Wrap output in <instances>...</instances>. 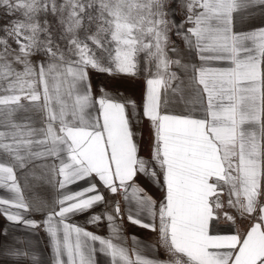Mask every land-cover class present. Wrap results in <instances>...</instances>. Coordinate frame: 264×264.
I'll return each instance as SVG.
<instances>
[{
  "label": "snow or ice",
  "instance_id": "snow-or-ice-1",
  "mask_svg": "<svg viewBox=\"0 0 264 264\" xmlns=\"http://www.w3.org/2000/svg\"><path fill=\"white\" fill-rule=\"evenodd\" d=\"M0 192V264H264V0H0Z\"/></svg>",
  "mask_w": 264,
  "mask_h": 264
},
{
  "label": "crops",
  "instance_id": "crops-1",
  "mask_svg": "<svg viewBox=\"0 0 264 264\" xmlns=\"http://www.w3.org/2000/svg\"><path fill=\"white\" fill-rule=\"evenodd\" d=\"M0 195H3L2 192H0ZM74 222H77L81 225H84L85 227H87L89 230L91 231H95L97 232L98 234H101V235H105L106 234V229L101 226L99 228L93 226V225H89V224H86L85 223V220H86V216L84 214H81V215H77L75 217L72 218ZM8 222L5 220V218L3 216H0V232L3 231V229L5 227H8ZM127 231L129 233H132V232H135V234L137 236H139L140 238H144L145 234H146V230H143V229H140L139 227H129L127 229Z\"/></svg>",
  "mask_w": 264,
  "mask_h": 264
},
{
  "label": "rangeland",
  "instance_id": "rangeland-1",
  "mask_svg": "<svg viewBox=\"0 0 264 264\" xmlns=\"http://www.w3.org/2000/svg\"><path fill=\"white\" fill-rule=\"evenodd\" d=\"M133 93L134 95L139 98V95H140V86L139 84H137V86L133 89Z\"/></svg>",
  "mask_w": 264,
  "mask_h": 264
}]
</instances>
